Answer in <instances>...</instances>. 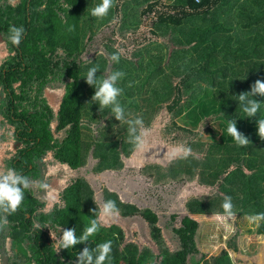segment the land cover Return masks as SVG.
I'll list each match as a JSON object with an SVG mask.
<instances>
[{
  "label": "trees",
  "instance_id": "obj_1",
  "mask_svg": "<svg viewBox=\"0 0 264 264\" xmlns=\"http://www.w3.org/2000/svg\"><path fill=\"white\" fill-rule=\"evenodd\" d=\"M99 3L0 0V38L6 48L0 60V126L12 127L17 145L3 169L15 168L36 182L0 231V255L5 264H76L84 247L112 240L111 264H236L230 252H238L239 232L234 230L217 254L207 255L197 239L201 223L192 215L217 219L225 195L232 197L237 217L264 212V140L256 125L264 118V101L257 118H247L237 97L256 80L264 82V0H116L108 16L97 19L91 10ZM144 22L149 32L142 34ZM13 25L25 29L19 47L6 39ZM121 49L119 63L111 62L109 56ZM94 65H99L98 79L116 70L125 73L118 86L128 119L140 116L148 125L164 111L172 147L186 142L192 154L171 162L149 156L137 174L134 164L125 168L137 149L128 142V125L91 102L95 89L84 77ZM49 88H62L56 109L46 98ZM230 120H236L249 146H238L227 133ZM50 166L76 173L58 202L46 207L39 195ZM107 173L139 178L135 200L114 186L96 190L93 175ZM171 186L173 195L195 192L184 211L166 208V225L159 219V202L142 201L160 199ZM109 199L121 218L146 224L156 252L126 241L123 228L113 223H101L89 242L58 250L63 230L75 228L77 237L82 235ZM254 230L264 235V224ZM161 233L171 234L175 248L165 246ZM7 245L16 248L11 255Z\"/></svg>",
  "mask_w": 264,
  "mask_h": 264
},
{
  "label": "clouds",
  "instance_id": "obj_2",
  "mask_svg": "<svg viewBox=\"0 0 264 264\" xmlns=\"http://www.w3.org/2000/svg\"><path fill=\"white\" fill-rule=\"evenodd\" d=\"M116 0H100V3L91 10V16L97 19H104L108 16L110 10L115 6ZM71 30V29H70ZM25 35L23 26H10L6 34V39L13 46L19 47ZM123 49L111 54L109 60L113 63H119ZM99 65L90 67L84 77L85 82L95 89L91 102L98 105L99 111L110 109L112 116L119 122L128 125V142L135 146L136 149L142 150L145 148L148 137L151 135V130L144 126L143 118L137 116L134 119H128L126 109L120 102V96L123 89L119 87L120 80L125 76V73L120 70L112 71L103 78L97 77ZM242 111L247 118H257L261 108V103L264 101V82L256 80L250 90L241 92L237 95ZM254 97H260L258 100ZM257 134L260 139L264 140V118L256 119ZM227 133L234 139L235 143L240 147H247L250 141L241 132L238 131L236 120L228 121ZM192 154V148L186 143H179L172 147L168 153V160L187 159ZM36 182L29 176L18 172L15 168H7L0 171V231L8 227V216L17 213L21 209L25 201V193L30 192ZM42 188H47V184H41ZM222 213H216V218L227 222L229 227L235 224L237 219V211L232 201V197L225 195L221 204ZM120 210L114 200H106L102 202L99 211V219L91 218L90 225L87 226L82 235L77 237L75 228L64 229L62 236L57 240L59 249L69 250L73 246L85 242H89L90 237H94L100 230L101 221L107 223L118 218ZM97 210L92 215L95 216ZM248 222L259 228L264 224V212L249 214ZM115 235V234H114ZM52 236L56 239L55 232ZM112 240L99 243L96 247L90 248L86 246L77 254L76 264H111L112 260ZM57 250V251H58Z\"/></svg>",
  "mask_w": 264,
  "mask_h": 264
},
{
  "label": "rangeland",
  "instance_id": "obj_3",
  "mask_svg": "<svg viewBox=\"0 0 264 264\" xmlns=\"http://www.w3.org/2000/svg\"><path fill=\"white\" fill-rule=\"evenodd\" d=\"M96 28V27H95ZM142 34L149 32V25L147 22H144L141 25ZM162 42V37L157 39V42ZM101 50H98L100 52ZM6 54V48L3 41L0 38V60ZM62 94V88H49L46 90V98L53 109H56L57 104L60 100V96ZM158 115L155 119L149 124L144 126L151 130V135L148 137L147 144L144 149L136 151L135 155L130 156V160L127 159L126 167L128 164H134V171L137 174V169L144 163L150 161V157H152L153 161H159L163 158H168V153L172 149L173 143V133L167 127L169 123V115L165 114L164 111H158ZM1 118V117H0ZM12 127L10 125L4 124V126H0V171H3L4 159L11 156L17 147L14 138L11 135ZM204 137H207L209 134L207 132H202ZM136 156V157H135ZM162 156V157H161ZM49 157V156H48ZM65 167V166H64ZM76 172L70 171L69 168L60 167V166H50L47 168L46 178L48 179V187L44 188V193L39 195V198L45 200L46 207L51 206L53 203L58 202V195L62 190L63 186L67 182L70 176L74 175ZM96 176L94 179V188L100 191L102 188H107V185L114 186V189L120 192L123 197L126 199H130L134 201V196H132L134 191H139L141 189L142 183L139 178H132L129 180L125 179L124 173L122 175L116 173H107V174H99L93 175ZM136 180L137 183H134ZM140 186V189H137V186ZM175 186H171V188H167L168 192H163V194H159L160 199L155 198L149 199L148 203L159 202L162 206L158 208H162L159 210L160 220H162L166 225L169 222L167 217V210L171 212H181L184 211V205L188 195L193 194L195 189L192 188L190 191H183L180 195L178 192L176 195L174 191ZM197 192V189H196ZM165 203V204H164ZM166 205V206H165ZM169 209L166 210L167 207ZM162 217V218H161ZM99 219V214H98ZM200 221V229L198 232V243L201 250L207 255L217 254L221 248L226 247V241L233 234L234 230L238 231V236L236 238V243L238 246V252L232 253L230 252L231 257H233L236 264H264V235L261 236L256 235L254 226L251 225L246 217H237L235 224L231 227L225 224V221L211 219L207 215H201L197 218ZM103 225L109 224H117L123 228L125 232L126 241H135L138 245H145L150 248L152 251L156 252V246L149 238L147 227L145 223H137L135 221H130L127 219H123L120 216L116 218L114 221H109L107 223L101 221ZM177 223V221H172V224ZM219 223V224H218ZM221 223V224H220ZM225 224V225H224ZM224 225V226H223ZM223 226V227H222ZM162 227L164 232H167L166 227ZM252 229L248 232V229ZM51 237L55 239L52 236ZM255 233V234H254ZM170 234V233H169ZM161 233L163 237V242L165 246L169 249L175 248L177 245L174 238H169L171 234ZM56 238L58 235L55 233ZM7 249L9 254L16 250L15 247H9L7 245ZM0 264H5L4 258L0 255Z\"/></svg>",
  "mask_w": 264,
  "mask_h": 264
},
{
  "label": "crops",
  "instance_id": "obj_4",
  "mask_svg": "<svg viewBox=\"0 0 264 264\" xmlns=\"http://www.w3.org/2000/svg\"><path fill=\"white\" fill-rule=\"evenodd\" d=\"M201 215H208V214H193L192 216H193L194 218H196V219H197V218H198V216H201ZM218 224H219V223H218ZM220 224H221V223H220ZM225 224H226V222H225ZM225 224H224V225H225ZM224 225H223V226H224ZM223 226H222V227H223ZM254 234H255V233H254ZM256 235H259V236H261V234H256Z\"/></svg>",
  "mask_w": 264,
  "mask_h": 264
},
{
  "label": "built area",
  "instance_id": "obj_5",
  "mask_svg": "<svg viewBox=\"0 0 264 264\" xmlns=\"http://www.w3.org/2000/svg\"><path fill=\"white\" fill-rule=\"evenodd\" d=\"M195 2H199L200 0H194Z\"/></svg>",
  "mask_w": 264,
  "mask_h": 264
}]
</instances>
